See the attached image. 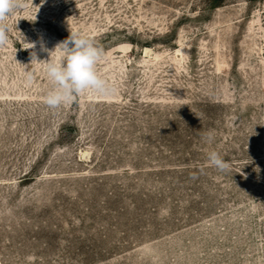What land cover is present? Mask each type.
Listing matches in <instances>:
<instances>
[{
    "label": "rangeland",
    "instance_id": "obj_1",
    "mask_svg": "<svg viewBox=\"0 0 264 264\" xmlns=\"http://www.w3.org/2000/svg\"><path fill=\"white\" fill-rule=\"evenodd\" d=\"M22 3L0 46V264H264V0ZM70 29L115 92L53 110L31 54L60 62Z\"/></svg>",
    "mask_w": 264,
    "mask_h": 264
},
{
    "label": "clouds",
    "instance_id": "obj_2",
    "mask_svg": "<svg viewBox=\"0 0 264 264\" xmlns=\"http://www.w3.org/2000/svg\"><path fill=\"white\" fill-rule=\"evenodd\" d=\"M22 7V0H0V46L6 45L8 41L6 19ZM26 44L29 45L26 49L36 47L35 43ZM56 50H59L62 56L60 62H54L51 58L39 61L35 52L31 54L32 61L44 64L47 77L53 85L44 97L48 108L55 110L74 102L81 93L89 90L99 94L115 92L97 71V64L105 52L93 38L70 29V35L56 45L54 51ZM41 51H48L42 42ZM54 51L49 52L50 57ZM26 77L28 83L34 79L30 71L26 72ZM203 139L211 143L214 137L209 132ZM207 163L219 172L230 170V163L215 150L207 153Z\"/></svg>",
    "mask_w": 264,
    "mask_h": 264
}]
</instances>
